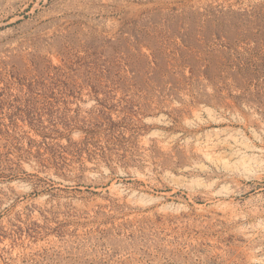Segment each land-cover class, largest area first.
Listing matches in <instances>:
<instances>
[{"label":"rangeland","instance_id":"rangeland-1","mask_svg":"<svg viewBox=\"0 0 264 264\" xmlns=\"http://www.w3.org/2000/svg\"><path fill=\"white\" fill-rule=\"evenodd\" d=\"M0 189V264H264V0H0Z\"/></svg>","mask_w":264,"mask_h":264},{"label":"bare ground","instance_id":"bare-ground-1","mask_svg":"<svg viewBox=\"0 0 264 264\" xmlns=\"http://www.w3.org/2000/svg\"><path fill=\"white\" fill-rule=\"evenodd\" d=\"M18 186V185H17ZM8 188V187H7ZM23 188H24V186H23ZM3 189V188H2ZM1 190V189H0ZM28 190V189H27ZM3 191V190H2ZM5 191H6V189H5ZM29 191V190H28ZM2 194V193H1ZM22 194H25V191L22 193ZM4 195V194H3ZM1 196V195H0Z\"/></svg>","mask_w":264,"mask_h":264}]
</instances>
